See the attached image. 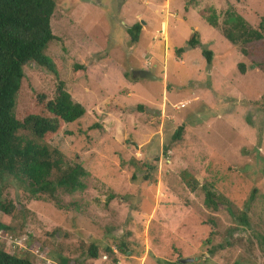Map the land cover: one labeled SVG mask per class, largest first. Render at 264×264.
Returning a JSON list of instances; mask_svg holds the SVG:
<instances>
[{
    "label": "rangeland",
    "instance_id": "obj_1",
    "mask_svg": "<svg viewBox=\"0 0 264 264\" xmlns=\"http://www.w3.org/2000/svg\"><path fill=\"white\" fill-rule=\"evenodd\" d=\"M53 1L55 40L43 55L85 111L36 142L80 165L85 189L56 190L58 208L9 180L17 208L0 213V226L11 228L0 236L23 240L22 226L44 264L57 255L77 264H264V39L232 46L203 20L210 7L220 28L229 7L254 28L264 0ZM193 32L201 46L176 56ZM201 49L212 52L209 66ZM28 65L15 97L19 119L37 114V95L48 101L55 85ZM73 65L85 68L77 80ZM140 65L156 80L132 79ZM206 190L221 205L207 208ZM121 242L126 252L116 250ZM90 243L94 260L85 257ZM37 255L31 261L43 264Z\"/></svg>",
    "mask_w": 264,
    "mask_h": 264
},
{
    "label": "trees",
    "instance_id": "obj_2",
    "mask_svg": "<svg viewBox=\"0 0 264 264\" xmlns=\"http://www.w3.org/2000/svg\"><path fill=\"white\" fill-rule=\"evenodd\" d=\"M55 7L53 0H0V213L6 217L11 216L14 207L17 208V204L12 202L13 199L7 192L10 188L9 180L21 184L29 191L32 200H41L43 194L56 207H58V200L54 194L56 190L72 194L85 189L81 180L86 174L80 165L69 166L59 152H48L45 146L36 142V139L39 140L48 134L55 133L58 124L75 122L85 111L81 105L72 102L63 90L62 82L57 78L54 64L43 55L47 44L55 40L49 24ZM205 9L208 15L203 19L204 22L212 29H219L222 38L230 45H246L264 39V16H258L259 21L253 28L228 7L223 12V21L219 28L215 10L210 7ZM140 29L141 26L138 23L127 29L131 43L137 42ZM200 46L199 37L193 32L184 48L176 49L174 54L179 56L185 51ZM200 54L209 66L212 52L201 49ZM28 64L44 69L53 75L55 85H53L54 90L48 101L43 102L45 99L43 94L37 95V101L41 105L37 106V114L19 119L14 115L15 97L23 78V69L28 68ZM240 69L242 70V66ZM84 70L82 65H73V79L77 80L81 77ZM138 109L142 110L140 107ZM113 110L119 111L118 108H113ZM181 131L182 128H177L175 136L172 135L171 138L177 139V134ZM24 132L34 140L23 138ZM52 171L55 172L56 177H50ZM216 198L218 197L206 190L203 203L207 208L214 209L221 205L218 201L214 204ZM0 228L11 229L7 226H0ZM19 232L27 237L24 235V240L21 242L22 247L18 250L7 247V238L13 235L0 236V264H33L32 256L38 253L33 246L36 240L30 233L23 232L22 226L19 227ZM121 243L116 245V250L120 253L126 252L124 243ZM96 245L94 243L85 245V257L88 260L98 257ZM78 247L81 251L83 250L82 242ZM9 251H12V254H9ZM102 251L105 254L112 252L108 247L102 248ZM37 257L38 261L46 263L47 259L39 255ZM51 257L55 262H50V264H77L79 262L78 260L70 261L69 258L61 255ZM173 264H180L179 260Z\"/></svg>",
    "mask_w": 264,
    "mask_h": 264
},
{
    "label": "water",
    "instance_id": "obj_3",
    "mask_svg": "<svg viewBox=\"0 0 264 264\" xmlns=\"http://www.w3.org/2000/svg\"><path fill=\"white\" fill-rule=\"evenodd\" d=\"M132 77L133 78H146V79H150V80H156L151 74L149 71L147 70H136L133 72L132 74ZM192 260L191 259H182V260H179V263L180 264H184V263H189L191 262Z\"/></svg>",
    "mask_w": 264,
    "mask_h": 264
},
{
    "label": "built area",
    "instance_id": "obj_4",
    "mask_svg": "<svg viewBox=\"0 0 264 264\" xmlns=\"http://www.w3.org/2000/svg\"><path fill=\"white\" fill-rule=\"evenodd\" d=\"M159 33H160V35H163V30L160 27H159ZM147 65H149V64H146V66L144 65V67L146 68ZM180 107H182V106H180ZM23 240L20 239V238H12V237L7 238V241H6L7 242V247L10 248V249H14V248L20 249L22 247L21 242Z\"/></svg>",
    "mask_w": 264,
    "mask_h": 264
},
{
    "label": "crops",
    "instance_id": "obj_5",
    "mask_svg": "<svg viewBox=\"0 0 264 264\" xmlns=\"http://www.w3.org/2000/svg\"><path fill=\"white\" fill-rule=\"evenodd\" d=\"M142 26V25H141ZM135 70H143V67H141V65H140V67H138L137 69H135ZM132 79H133V77H132Z\"/></svg>",
    "mask_w": 264,
    "mask_h": 264
},
{
    "label": "bare ground",
    "instance_id": "obj_6",
    "mask_svg": "<svg viewBox=\"0 0 264 264\" xmlns=\"http://www.w3.org/2000/svg\"><path fill=\"white\" fill-rule=\"evenodd\" d=\"M160 28H161V27H160ZM161 29H162L163 31H165V30H166V28H164V27H162ZM163 33H164V32H163Z\"/></svg>",
    "mask_w": 264,
    "mask_h": 264
},
{
    "label": "clouds",
    "instance_id": "obj_7",
    "mask_svg": "<svg viewBox=\"0 0 264 264\" xmlns=\"http://www.w3.org/2000/svg\"><path fill=\"white\" fill-rule=\"evenodd\" d=\"M143 70H144V68H143ZM162 156H169V153H167V154H165V155H162Z\"/></svg>",
    "mask_w": 264,
    "mask_h": 264
}]
</instances>
